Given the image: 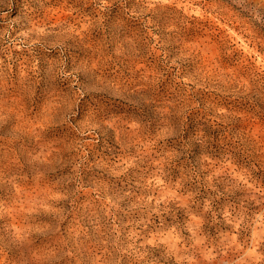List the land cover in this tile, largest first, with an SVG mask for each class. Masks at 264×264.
I'll return each instance as SVG.
<instances>
[{"label":"rangeland","instance_id":"374dc122","mask_svg":"<svg viewBox=\"0 0 264 264\" xmlns=\"http://www.w3.org/2000/svg\"><path fill=\"white\" fill-rule=\"evenodd\" d=\"M0 264H264V0H0Z\"/></svg>","mask_w":264,"mask_h":264}]
</instances>
